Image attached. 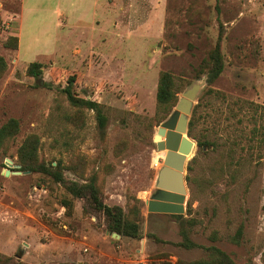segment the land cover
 I'll list each match as a JSON object with an SVG mask.
<instances>
[{"label":"rangeland","instance_id":"obj_1","mask_svg":"<svg viewBox=\"0 0 264 264\" xmlns=\"http://www.w3.org/2000/svg\"><path fill=\"white\" fill-rule=\"evenodd\" d=\"M55 8L66 17L62 29L54 26ZM18 12L15 54L2 41L16 32ZM217 39L223 67L207 84L199 65ZM0 56L6 63L0 125L18 121L17 134L0 149V257L22 264H150L204 256L200 247L178 245L171 214L145 206L163 157L152 137L174 123L175 105L195 86L180 214L194 221L189 239L218 247L237 264H264V146L246 140L253 107L264 106V0H0ZM32 61L41 64L36 77L25 71ZM159 71L170 72L179 89L174 106L155 116ZM72 74L75 95L103 107L104 134L91 110L82 111L78 127L66 120L72 109L60 89ZM27 134L38 137V158L60 161L68 179L79 180L67 165L81 161L83 178L95 176L105 204L127 211V201L139 199L141 238L110 235L100 216L83 213L81 199L66 214L57 184L17 170L16 148ZM196 140L209 144L200 149ZM239 226L241 237L232 243Z\"/></svg>","mask_w":264,"mask_h":264},{"label":"trees","instance_id":"obj_2","mask_svg":"<svg viewBox=\"0 0 264 264\" xmlns=\"http://www.w3.org/2000/svg\"><path fill=\"white\" fill-rule=\"evenodd\" d=\"M3 47L14 50L17 48V37L8 35L2 41ZM41 64L38 61H32L27 64L26 73L31 76H38L41 73ZM223 67L222 53L220 51L219 41L215 42L214 46L209 49L207 55L202 58L198 72H203L206 76V83L210 84L221 72ZM6 69V63L3 57L0 56V76ZM74 75H69L66 78L65 85L60 89V92L65 96V99L72 109L70 114H66V120L73 126L78 127L82 122V111L91 110L96 121L97 129L104 134L106 129V115L103 107L92 99L77 97L73 91ZM173 75L168 71H159L155 89V116L168 112L176 102V93L178 92ZM257 114V116H255ZM161 117V116H160ZM159 117V118H160ZM252 123L249 129V137L246 139L249 143L254 142L264 146V106L253 107L251 114ZM160 121V120H159ZM192 120L187 122L186 135L194 138L191 133ZM18 132V121L14 118H8L0 125V149L6 150V146L14 138ZM196 144L200 149L207 146L209 142L196 140ZM39 140L35 134H27L23 137L16 148V163L19 165L17 170L29 171L37 173L45 177L50 183L57 184L63 193L59 195L57 202L64 208L66 214H70L73 207L74 199L83 201V213L98 215L102 218L105 229L109 233H116L119 237L141 238L139 231L140 220V200L133 197L130 203L127 201V211H124L119 205H107L102 201V193L96 184L94 175H90L86 179L83 178V165L79 161L78 164L74 161L67 166L77 179H68L63 174V165L60 161L45 162L40 160L37 155ZM252 146H254L252 144ZM186 170H191L190 166H186ZM184 179L189 181V176L185 175ZM178 221V233L181 236L179 246L190 249L200 247L204 256L193 260L176 259L174 262L166 258L158 261H152L150 264H237L232 258L214 245L200 246L189 239V228L193 224L192 219H183L180 214H171ZM184 223V224H183ZM241 237V226L230 237L232 243H237ZM0 264H22L20 261H12L8 257H0ZM241 264H253L249 259Z\"/></svg>","mask_w":264,"mask_h":264},{"label":"water","instance_id":"obj_3","mask_svg":"<svg viewBox=\"0 0 264 264\" xmlns=\"http://www.w3.org/2000/svg\"><path fill=\"white\" fill-rule=\"evenodd\" d=\"M205 81H206V77ZM195 86L175 105L178 115L170 126H159L152 140L158 151H163L160 167L155 177V191L145 201L147 212L164 214H181L184 211L185 185L183 167L189 154L191 143L187 139L188 102L193 98ZM11 161L6 159L5 166ZM8 172V171H7ZM110 235L118 237L116 233Z\"/></svg>","mask_w":264,"mask_h":264},{"label":"crops","instance_id":"obj_4","mask_svg":"<svg viewBox=\"0 0 264 264\" xmlns=\"http://www.w3.org/2000/svg\"><path fill=\"white\" fill-rule=\"evenodd\" d=\"M52 12H53V14L55 16L54 26L57 27V29H62L64 27H66V17H64V13L62 12V10L59 9V8H55V9L52 10ZM17 20H18L17 28H16V32L14 33V35L17 37V48L13 50L15 52V54L18 52V50L20 48V45H21L22 18L20 17L19 12H18V19ZM77 22H79L78 19H77ZM75 48L76 47H73V45H72L71 50L73 51ZM49 55H53V53L50 52ZM55 55L56 54L54 53L53 56H55ZM158 156L159 157L163 156V151L162 152H158ZM145 206H146V204H145Z\"/></svg>","mask_w":264,"mask_h":264},{"label":"bare ground","instance_id":"obj_5","mask_svg":"<svg viewBox=\"0 0 264 264\" xmlns=\"http://www.w3.org/2000/svg\"><path fill=\"white\" fill-rule=\"evenodd\" d=\"M156 163V162H155Z\"/></svg>","mask_w":264,"mask_h":264}]
</instances>
